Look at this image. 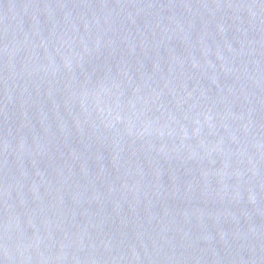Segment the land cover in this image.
Returning <instances> with one entry per match:
<instances>
[{
    "label": "water",
    "instance_id": "1",
    "mask_svg": "<svg viewBox=\"0 0 264 264\" xmlns=\"http://www.w3.org/2000/svg\"><path fill=\"white\" fill-rule=\"evenodd\" d=\"M0 264H264V0H0Z\"/></svg>",
    "mask_w": 264,
    "mask_h": 264
}]
</instances>
